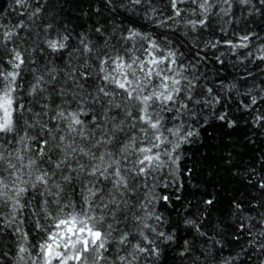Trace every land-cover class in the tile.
<instances>
[{"label":"snow or ice","instance_id":"6c2138e0","mask_svg":"<svg viewBox=\"0 0 264 264\" xmlns=\"http://www.w3.org/2000/svg\"><path fill=\"white\" fill-rule=\"evenodd\" d=\"M0 264H264V0H0Z\"/></svg>","mask_w":264,"mask_h":264}]
</instances>
